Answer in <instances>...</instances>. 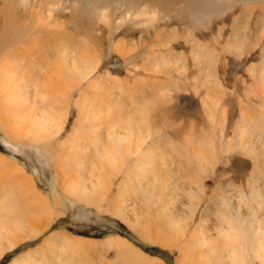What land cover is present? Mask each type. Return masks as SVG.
<instances>
[{"label":"rangeland","instance_id":"1","mask_svg":"<svg viewBox=\"0 0 264 264\" xmlns=\"http://www.w3.org/2000/svg\"><path fill=\"white\" fill-rule=\"evenodd\" d=\"M157 6L163 18L135 22ZM114 12L122 23L110 35L86 11L58 10L40 43L27 40L32 59L9 60L17 78L0 77L3 121L13 122L15 112L29 121L36 107L62 127L39 141L24 134L14 141L0 129V154L9 160L0 161V213L9 195L13 217L26 224L7 235L18 244L2 246L0 264L18 257L26 264H225L213 242L223 244L219 232L230 223L248 242L264 236V0H128ZM194 39L203 61L194 58ZM81 60L98 61L92 79L104 80L91 87L76 71ZM8 90L21 106H11ZM130 107L139 109L134 124L151 133L142 151L119 170L96 164L101 185L88 193L66 191L64 181L85 178L110 126L124 124ZM22 178L32 179L53 214H32Z\"/></svg>","mask_w":264,"mask_h":264},{"label":"bare ground","instance_id":"2","mask_svg":"<svg viewBox=\"0 0 264 264\" xmlns=\"http://www.w3.org/2000/svg\"><path fill=\"white\" fill-rule=\"evenodd\" d=\"M127 1L128 0H0V77H2L3 79H7L14 72L18 71L16 68V67H18L17 64L12 69L10 67L9 60L12 57L18 55V58H24L26 61H29L32 59V55L30 54L32 47H31V44H29V43L30 42L36 43V44L40 43V39H37V37H41V35L43 34L44 26L47 27L50 25V23H48L47 21L52 20L54 18L53 14L58 12V10L63 8L64 10L73 9V11H76L77 9H81L83 11H86L87 12L86 17L88 16L87 18L89 19V21H90V17H95L99 22L105 23L110 29L109 30L110 35H113L114 31H116V30H114V27L118 26V25H120V23H122L121 20H120V22H118L119 17L116 16L117 14H116V12H114L115 7L119 4H122V3L127 2ZM102 2H106L107 4L111 5L112 7L110 9L104 10L103 8H101ZM46 9H49L48 13L45 12ZM72 14L75 15V13H73V12H72ZM142 14H144L143 17H145V18L144 19H136L135 22L142 23L144 21H148V22L152 23V22H155L160 17L163 18L162 9L158 6L155 7V9L152 11H149V7H148V9H145L142 11ZM74 15H72V17H74ZM42 20L44 21V24H41ZM46 24H49V25H46ZM92 26L93 25H91L90 27H92ZM88 28H89V26H88ZM91 29H93V28H91ZM99 32H101V28H100ZM89 36H91V34H89ZM27 40H30L29 43H27ZM195 40H197V39H194L193 41H195ZM22 41L23 42L26 41V42L22 43L21 46L20 45L16 46V45L20 44ZM195 42L198 45H196L197 48L194 49V51H193L194 58L197 59V61H203L202 57L205 56V54L202 53L203 52V50H201L202 45L200 44V42L198 40ZM111 43H113V42L111 41ZM121 47H122V44H121ZM142 47H144V46H142ZM78 48H75V49L78 50ZM89 49L91 50V48H89ZM77 50H73V51H77ZM90 50H88V51L90 52ZM115 51L117 52V50H115ZM122 51L124 53L123 49H122ZM62 52H64V51H62ZM65 52H67V51H65ZM142 52L145 53V56H149L153 53V49L151 47H149L147 50H145V52H144V50ZM37 53L39 54L37 56V58H39L41 56V50H40L39 46H37ZM129 53H131V52H129ZM76 54H78V52L73 53L74 56ZM126 54H127V51H126ZM209 56H211V58H213L212 52H211V54H209ZM83 60H86V59H83ZM73 62H74V60H73ZM80 62H78L80 64L76 63V65H75L76 71L78 74H80V76L84 80H88L90 82L91 87H95L94 84H97L100 80H104L102 77L98 80L92 79L93 73L97 70L98 61H96L94 63H92V62L87 63L86 61L81 60ZM74 64H75V62H74ZM12 77L17 78L15 75ZM12 77H10V78H12ZM6 97L10 100L11 106H21L22 105V104L21 105L17 104L19 101L18 102L16 101L17 98L15 96H13V93L9 92V90L7 92ZM43 98L44 99H42V100H45V97H43ZM37 102H39V101H37ZM43 102H45V101H43ZM35 108L36 107H34L32 110L30 109L32 112H29V110H28L29 113H32V115L30 117L31 119L29 121H25V115L22 114L21 112L20 113L15 112L14 115H13V113H10L11 115H13V122L9 121V123L8 122L6 123L5 121H3V118H1V115H3V114H0V129L4 132L5 137L8 139H12L14 141L15 140L21 141V137L24 134V135H28V136L31 135L32 140L34 139V140L39 141V139L42 138L43 135L48 136V137L50 136V138L58 136V134L61 133L60 131L62 130V127H61V124L56 120V117L54 116L55 114H53L52 111H48V110H43V111L39 112L38 109H35ZM137 108L138 107H136L135 109H132L131 107H130V109L128 108L129 110H134V111H128V116H127V118L125 117L126 120H125L124 124L113 123V125L110 126L108 134L106 135V137H104V140L101 141V144L97 148L98 159L97 160L93 159L94 163H92V164H89V165L86 164L89 167L86 169V174L83 175L85 178L76 179L75 181H74V179H73V181L72 180H65L63 183V187L66 191H72V192H74L73 194L77 193L78 195L79 194L80 195L85 194L84 191H86L88 193L89 189L95 188L94 186H96V185L97 186L101 185V182L99 179H97V177H96V179L93 178L94 176L97 175V174H95V171H94L95 170L94 166H97L96 164H99L101 166L108 165L113 170H117L118 169L117 166L121 165V160L126 161L127 159L130 158L131 155H134V157H135V156H137L138 153H140L142 151L141 149H142L143 142L145 141V136L148 137V136H150L151 133L150 134L147 133V130L144 127L143 128L140 127L139 125H141V124H139V122L137 124H134L136 122H134L135 119H133L132 116L134 115V113H135V115H137V113L139 111V109H137ZM13 111H11V112H13ZM28 112H27V114H28ZM134 117H136V116H134ZM4 119H6V118H4ZM9 120H11V119H9ZM60 122H61V120H60ZM143 130L145 132L144 133L145 135L140 134V131L143 132ZM97 140H98V138H97ZM97 142H99V140ZM64 143H65V141H64ZM64 143H62V144H64ZM97 156H96V158H97ZM0 161L4 162V161H9V160L6 157H4L2 154H0ZM201 163H203L202 158L200 159V164ZM15 164H17V163H15ZM6 168H8V167H6ZM11 169H13V168H11ZM15 173H16L15 175H17V172H15ZM87 173H89L88 177H87ZM11 177H14V176H11ZM26 178H28V176ZM260 178L261 177H259L258 180L261 182ZM9 179H10V176H9ZM16 179H18V178H16ZM88 179H89V181H87ZM31 180H29L28 183H26L27 181L24 180V178H22V182H21L22 186L21 187L24 190L23 192H24L26 200L34 208V210L31 208L33 210L32 214L34 215V213H36V211L38 209L40 210V208H41V212H43V213H51L52 212V214H53V211L50 207V204L48 203V199L46 198V196H44L41 192H39L36 189L35 185H33V181H31ZM4 200H5V204H3L2 209H4L6 211L7 215H6V213L5 214L0 213V257H2V255H3V251H4L3 247L7 246L6 248L11 251L18 244V242H15V240L14 241H11L9 239L6 240L7 235L10 236L11 234H13L14 231H19V233H21L19 229L23 226V222H22L21 218H19L18 216L13 217V215H12V212H14V209H15V208H13V205H12V202H13L12 198L9 195H4ZM26 200H25V202H26ZM54 200H55V196H54ZM41 212H39V213H41ZM13 214H15V213H13ZM12 217L15 219L13 220ZM25 226H26V224H25ZM25 226H23V227H25ZM38 227H40V226H38ZM260 227L261 226H258L257 229H260ZM21 229H23V228H21ZM251 229L254 230L253 228H250V230L248 231V234L255 236V234H253ZM35 230H37V229H35ZM26 231H27V229H26ZM37 231H40V230H37ZM219 233L222 236H220L219 234H218V236H220L224 240L223 244L220 242L218 243L217 241H219V240H216L213 243H214V248L220 246V249L223 251V252L221 251L222 254L221 253L220 254H221V258L223 255V261L225 264H252L253 258L246 256L247 254H249L251 256V252H252V254H254V257L259 261L260 264H264V236L263 235H262L263 237H260L258 239H254V240H250L248 242V239L246 237L247 235L245 234V237H244L242 230L240 228L232 225L231 223L229 224V226L226 229H224L222 232H219ZM59 234H61V232L60 233L56 232L54 234H51L46 239L47 244L49 243L48 246L56 243V241L58 239L57 236ZM22 235H24V234H22ZM245 238L247 239V241L245 240ZM4 239L6 241H3ZM217 239H219V238H217ZM23 240H25V239H23ZM116 240L118 242L122 241V239L115 237V239L113 241H116ZM65 243H66V241H64V243H62L63 246L67 245ZM246 247H247V249H246ZM245 252H247V253H245ZM31 258H32V260H34V257H31ZM59 259H60V256H59ZM60 261H61V259H60ZM13 264H26V263L23 261V259L21 257H18L16 259H14Z\"/></svg>","mask_w":264,"mask_h":264}]
</instances>
